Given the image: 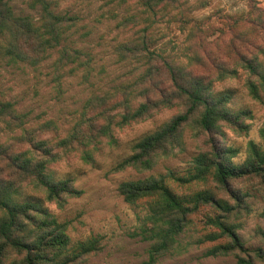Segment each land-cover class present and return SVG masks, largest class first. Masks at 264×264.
<instances>
[{
	"label": "trees",
	"instance_id": "trees-1",
	"mask_svg": "<svg viewBox=\"0 0 264 264\" xmlns=\"http://www.w3.org/2000/svg\"><path fill=\"white\" fill-rule=\"evenodd\" d=\"M59 1L29 0L32 8H41L40 16L35 17L17 13L13 0H0V55L12 63L37 65L52 49H57L55 78L58 81L69 62L76 66L89 65L91 59L90 52L64 42L67 32L81 18L77 14L57 12ZM141 1L156 11L157 6L164 7L173 0ZM133 22V16L124 21L126 25ZM262 27L264 32V25ZM200 32L204 30L196 24L189 38L194 39ZM239 38L249 49L258 50H252L251 54L243 52L233 46L236 43L223 49L236 51L235 65L212 58L216 74L213 77L197 70V65H205L207 61L191 47L187 62H178L151 48L152 39L147 33L141 32L132 41L121 42L116 47L120 57L146 61L145 71L136 80L112 91H95L84 104L80 118L64 135H60L52 120L38 127H26L28 114L0 96V121L11 129H21V133L8 142L0 141V264H86L88 255L103 248V236L92 234L73 240L67 231L68 223L59 222L43 205L46 198L57 201L62 207L66 196L82 193L74 187L72 178H53L48 164L71 151H78L82 159L93 162L94 153L104 139L109 145L118 143L115 125L125 126L147 119L154 112L174 105L183 106V110L138 139L132 145V153L117 165V169L153 168L157 157L184 149L186 126L195 131V136H207V147L192 158L183 173L169 168L165 173L120 183L119 191L126 202H142L147 208L140 234L151 243L148 259L141 264H158L162 256L173 252L181 235L203 209L206 210L205 223L212 230L205 232L197 242H215L207 248L205 256L235 253L236 264H264V246L247 247L236 221L242 210L249 209L247 197L251 192L233 186L234 181L250 179L257 184V191L264 193V124L259 131L262 142L250 140L241 163L234 160L240 150L219 144L213 134L222 130L223 123L237 131L248 130L244 118L251 115L248 109L231 111L228 104L232 93L217 90L215 81L239 76V68L243 69L250 76L246 81L249 93L264 102V67L257 55L264 54V33L258 44L244 34ZM199 40L206 47L205 38L200 36ZM209 55L207 53L208 58ZM164 75L166 77L162 78ZM46 131L54 132L56 138L42 136ZM210 182L214 188L207 186ZM24 183L33 184L46 197L30 196L25 192ZM198 184L203 186L193 187ZM258 234L264 243V229L260 228Z\"/></svg>",
	"mask_w": 264,
	"mask_h": 264
},
{
	"label": "rangeland",
	"instance_id": "rangeland-1",
	"mask_svg": "<svg viewBox=\"0 0 264 264\" xmlns=\"http://www.w3.org/2000/svg\"><path fill=\"white\" fill-rule=\"evenodd\" d=\"M12 4L19 14L40 16L41 8H32L29 0H13ZM55 9L57 12L80 16L77 25L67 32L64 42L90 52L89 65L76 66L69 62L63 77L58 81L55 78V61L59 56L57 49H52L49 56L37 65L12 63L0 55V96L14 102L19 111L28 114L26 127H38L42 122L52 120L58 126L60 135L66 134L80 118L84 104L95 91H112L136 80L145 71L146 61L120 57L116 47L121 42L132 41L141 32L147 33L152 39L151 48L174 57L178 62H187L191 47L207 61L205 65H197V70L213 77L216 74L212 58L234 66L236 51L223 49L236 43L233 45L235 48L251 54L252 50L258 49H249L239 35L253 38L258 44L264 33V0H173L164 7L157 6L156 11L147 8L141 0H60ZM131 16L135 22L126 25L125 19ZM238 18H241L238 24H234ZM196 24L204 32L190 39V30ZM200 36L205 38L206 47L201 45ZM207 53H210V58ZM257 55L264 67V54ZM239 74L215 81V88L232 93L228 104L231 111H250L251 115L244 118L249 129L237 131L223 123L222 130L213 133L219 144L240 150L234 158L237 163L243 162L250 140L262 142L259 131L264 124V102L249 93L246 81L250 76L247 72L239 68ZM182 110L183 106L174 105L154 112L147 119L125 126L115 125L118 143L109 145L104 139L99 150L94 153L93 162L82 159L80 152L71 151L48 164L53 178H72L74 187L82 191L81 195L66 196L62 207L57 201L46 199L45 193L33 184L24 183L27 194L45 198L43 205L59 222L68 223L67 231L73 240L84 239L92 234L103 236V248L88 255L86 264H141L148 259L151 241L140 234L147 208L142 202H126L119 185L124 180L165 173L169 168L183 173L192 158L207 147V136H195V131L186 126L184 149L157 157L153 168L130 166L117 169V165L132 153V145L138 139L170 121ZM20 133V128L11 129L0 121L1 142H8ZM43 134L44 137L56 138L52 131ZM200 186L203 184L193 187ZM207 186L214 188L212 182ZM233 186L251 192V196L247 197L249 209L242 210L236 216L240 224L238 232L247 247H263L258 230L264 229V193L257 191V184L250 179L234 181ZM222 194L227 197L224 192ZM205 211L203 209L194 217L193 224L181 235L178 247L162 256L158 264H236L235 253L205 256L207 248L215 243L197 242L205 232L212 230L205 223Z\"/></svg>",
	"mask_w": 264,
	"mask_h": 264
}]
</instances>
